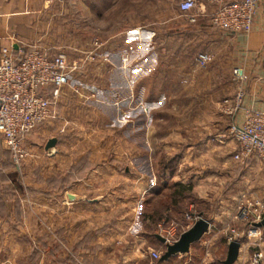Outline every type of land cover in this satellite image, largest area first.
<instances>
[{"label": "rangeland", "instance_id": "374dc122", "mask_svg": "<svg viewBox=\"0 0 264 264\" xmlns=\"http://www.w3.org/2000/svg\"><path fill=\"white\" fill-rule=\"evenodd\" d=\"M180 1L106 0L103 3L99 0L109 7L114 3L107 11L97 7L99 13H106L107 20L108 16L112 20L137 17L140 18L137 21L144 24L143 45H128L124 54L130 59L127 71L132 80L127 88V121L121 120L122 128L125 127L122 135L126 137H122V146L126 141L129 154L121 158L122 179L119 187H113L118 199L106 207L111 209L112 217L104 219L102 215L84 214L87 206L80 208L81 214L69 215L67 219L58 217L57 214H61L58 196L66 183L62 173L64 165L61 158L57 163L56 155L46 154L50 137L40 136L42 125L25 136L23 148L27 156L19 162L7 151L0 135V264H120L125 252L116 243L118 238H101L96 231L108 226L121 228L131 220L132 214H167L170 206L168 214H174L175 221L181 224L194 205L203 210L205 220L235 214L237 223L232 227L240 234L249 231L253 218L245 215L247 207L253 201H264V160L254 157L237 160L239 148L232 138L231 128L245 123L239 117L246 111L264 112V107L245 108L243 103L238 106L236 103L239 93L243 94L242 102L249 94L264 98V43H255L254 47L251 40L249 45L244 38L223 37L218 45L213 44L203 34L205 24L198 23L201 12H195L196 24L189 23L179 14ZM135 4L142 9H132ZM256 15L257 12L254 22ZM102 19L104 16L100 17ZM127 35L133 36L132 32ZM202 53L210 54L212 61L199 68L197 58ZM106 56L112 65L121 67L122 57ZM238 58L244 65L246 61L248 67L242 79L234 75L233 67ZM82 76L76 78L87 79ZM84 82L88 84V80ZM115 82L113 77L114 86ZM242 85L244 89L240 90ZM84 88L86 91L85 85ZM85 91L69 85L63 89V97L81 103L84 99L79 96L86 97L88 92ZM113 93L115 95V91ZM121 93L125 95L124 91ZM58 106L59 103L56 108ZM90 133L85 135L87 137H78V141L87 138L80 146L93 145ZM145 147L149 148L148 154ZM188 147L193 148L192 154L183 156ZM74 157L76 165L96 163L90 153ZM183 157H189L191 162L197 159L192 163L203 166V189L200 190H203V206L191 192L190 200L179 199L176 204L167 191L159 201L146 200L147 195L143 197L142 192L152 175L164 180L165 171L171 165H175L172 173L177 180L188 173L178 168ZM76 169L79 171L80 167ZM142 177L144 190L138 182ZM161 221L152 220L149 226L144 224L142 228L156 234ZM226 223L223 221V226ZM241 242L246 243V239ZM152 245L162 257L165 246L156 240ZM161 257L155 259L154 264H158ZM220 257L224 261L226 255L196 249L190 264H203V259H214L217 264Z\"/></svg>", "mask_w": 264, "mask_h": 264}, {"label": "crops", "instance_id": "0c3cea01", "mask_svg": "<svg viewBox=\"0 0 264 264\" xmlns=\"http://www.w3.org/2000/svg\"><path fill=\"white\" fill-rule=\"evenodd\" d=\"M102 1L103 3L106 2V0ZM217 1L200 0L197 8L201 12L198 23L203 22L205 24L206 29L203 34L208 37L211 43L218 45L219 42L223 41V37L235 38V40L244 38V40H248L249 45L251 40L254 47L255 43H264V0L259 3L253 31L248 36L222 32L214 27L209 17L218 8ZM103 3L99 0H0V50H9L11 45L16 51L21 48L26 50L27 45L38 43L49 55L55 56L59 53H65L70 60L79 62L81 65L77 74L71 79V86L85 91V85L88 94L86 93V97L79 96V98L84 99L81 100V103H77L74 98L70 100L69 97L67 99L63 97L55 109V118L42 125L39 131L40 136L50 137L46 142L47 144L52 139L57 140L54 148L47 149L46 144L45 151L51 157L56 155L57 163L61 158L64 165L62 173L66 183L58 196L61 214L57 215L61 219H67L69 215L81 214L80 208L83 207L82 209H84V206H87L84 214L102 215L105 217L104 219L112 217L111 209H106V207L118 199L117 191H113V187H119L118 182L122 179L120 174L121 158L129 154L126 141L122 146V137H126L122 135V130L125 127L122 128L123 123L121 122V120L125 122V116L129 109V98L127 97V88L130 83L129 80H131L129 71H123L118 66L104 63L101 60L95 64L86 63V61L89 54L95 51L96 42L101 45L100 53L102 55L120 56V58L128 50V45L135 43L136 46L138 44L142 46L143 34H141L142 42H140L139 35L133 34V32H136L138 28L144 29L142 27L144 24L138 22L137 20L140 18L137 17L130 20L125 18L121 20V17L112 20L108 16L109 19L107 20L106 13L104 15L99 13L97 7L107 11L108 8L114 6V3H110V7ZM131 8L134 10L142 9L139 4H135ZM123 10H127V7ZM101 16H104V19L100 20ZM127 32H132L133 36L127 35ZM257 55L260 54L257 53ZM246 64V61L245 65L240 63L238 58L233 69L234 71L241 69L246 72L248 70ZM81 75L87 76V79L76 78ZM113 77L116 80L115 86L112 84ZM85 80H88V84L84 82ZM247 88L248 86H245V89ZM123 91L125 95H122L121 92ZM113 96L115 98H112ZM243 106L254 109L264 107V98H256L249 94V97L244 100ZM88 112L91 113L90 116H88ZM243 117L244 115L240 116L239 119L242 120ZM89 132L92 133L90 137H93V145L89 148L80 146L87 138L84 141H78V137L81 139ZM54 133L61 135H52ZM145 149L146 154H148L149 148L145 147ZM192 149V147H188L183 156H190ZM89 153L94 156L95 164L76 165L77 158L74 155ZM113 155L119 157L113 159ZM188 159L189 157H183L182 163L178 166V168H184V171L188 172L183 175L182 179L177 180L173 175L175 165L166 169V177L162 181L152 175L149 183L147 181L146 189L144 188V177H142L141 181L138 182H140L141 188L145 189L142 192L143 197L147 195L146 200L159 201L164 192L173 194L177 186H184L191 188V190L184 193L180 200L186 201L192 197L191 193H193L198 203L203 206V190L200 191L203 189V166L199 167L192 163L197 159L192 162ZM115 160H119V163ZM77 167H80L82 173H80V169L77 171ZM152 167L154 169V164ZM78 172L80 174L77 176ZM126 173L128 174V170ZM171 198L172 202L175 203L176 198L172 195ZM191 206L203 218V210L197 209L194 205ZM102 207H104L102 211H97L101 210ZM168 213L161 215L159 212L151 215L142 213L136 214V216L132 214L131 220L127 224H123L121 228L108 226L100 228L96 232L101 238L110 236L118 238L116 243L125 252L120 264H154L157 260L152 257V253L157 252V250L152 245V241L159 242V240L157 234L148 233L143 230L142 225L149 226L153 220L150 216L154 215H158L153 217L157 221L165 217L177 220L174 214ZM144 218H146L145 221H143ZM235 218V214L223 216V218L220 216L207 218L206 220L211 224L210 232L203 237L201 242L191 247L189 254L175 255L164 262H161L160 259L158 264H190L196 249H203L204 253L207 251L216 252L227 257L230 244L227 233L237 223ZM121 221L124 220L121 219ZM223 221H227L224 226ZM252 243L253 241L249 239H246V243H242L239 258L235 264H247ZM213 260L203 259V264H215ZM223 262L221 258L216 263L223 264Z\"/></svg>", "mask_w": 264, "mask_h": 264}, {"label": "built area", "instance_id": "2783aa9c", "mask_svg": "<svg viewBox=\"0 0 264 264\" xmlns=\"http://www.w3.org/2000/svg\"><path fill=\"white\" fill-rule=\"evenodd\" d=\"M260 1L218 0V8L212 14L211 22L222 32L249 35ZM198 4L199 0H181L178 4L179 14L189 23L196 24ZM142 31V28H138L133 32L139 35L140 42ZM25 48L16 51L11 45L9 50H0V135L7 151L17 162L27 156L23 148L25 136L37 126L55 118V108L63 98V89L71 86V79L81 67L79 62L70 60L65 53L49 55L38 43ZM100 49L101 45L96 42L95 51L89 54L86 63L95 64L101 60L111 64L108 56L100 53ZM211 61L212 57L208 53H202L197 58L199 68L206 67ZM129 64V57L123 54L119 68L127 71ZM242 73L241 69L234 71L237 79H242ZM243 89L242 85L240 90ZM242 99L243 94L239 93L237 106L243 103ZM243 120L245 123L231 128L232 138L239 148L236 159L254 157L264 160V112L246 111ZM246 211L245 215L253 218L249 231L240 234L234 228L230 229L227 233L228 242L252 240L247 264H263L264 228H255L253 224L264 218V201H253ZM200 219V214L191 206L184 215L183 224L165 217L158 223L156 234L163 237L166 244L173 245ZM152 257L158 259L161 255L153 252Z\"/></svg>", "mask_w": 264, "mask_h": 264}, {"label": "water", "instance_id": "95a60500", "mask_svg": "<svg viewBox=\"0 0 264 264\" xmlns=\"http://www.w3.org/2000/svg\"><path fill=\"white\" fill-rule=\"evenodd\" d=\"M57 144L56 139H52L47 144V149L54 148ZM210 222L205 219H200L197 221L189 230L184 232L179 239L178 242H176L173 245L166 244V240L157 235V239L163 244L166 248V251L161 257V262L167 261L169 258L175 256V255H185L189 254L191 247L201 242L203 237L210 232ZM255 228H264V218L261 220V222L253 224ZM242 246V242L240 240L231 242L228 247V253L227 257L224 260L223 264H235L239 258L240 249Z\"/></svg>", "mask_w": 264, "mask_h": 264}, {"label": "trees", "instance_id": "16d2710c", "mask_svg": "<svg viewBox=\"0 0 264 264\" xmlns=\"http://www.w3.org/2000/svg\"><path fill=\"white\" fill-rule=\"evenodd\" d=\"M190 190H191V188H187L184 186H177L175 192L172 194V196L174 198H176L175 204L179 201L180 198H182L184 196V193L189 192ZM156 216H158V215L150 216V218L155 220L153 217H156ZM145 220H146V218H144L143 221H145Z\"/></svg>", "mask_w": 264, "mask_h": 264}]
</instances>
